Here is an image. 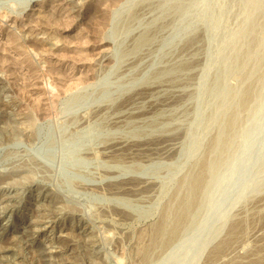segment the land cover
Wrapping results in <instances>:
<instances>
[{
  "label": "rangeland",
  "instance_id": "rangeland-1",
  "mask_svg": "<svg viewBox=\"0 0 264 264\" xmlns=\"http://www.w3.org/2000/svg\"><path fill=\"white\" fill-rule=\"evenodd\" d=\"M64 1L0 0V122L32 116L0 143V264H45L71 224L92 264H264V0Z\"/></svg>",
  "mask_w": 264,
  "mask_h": 264
},
{
  "label": "bare ground",
  "instance_id": "bare-ground-1",
  "mask_svg": "<svg viewBox=\"0 0 264 264\" xmlns=\"http://www.w3.org/2000/svg\"><path fill=\"white\" fill-rule=\"evenodd\" d=\"M66 1V2H65ZM64 2L65 3H69L70 5H72L73 7L74 6H76L77 5V0H65ZM106 2V1H105ZM104 2V3H105ZM68 4V5H69ZM100 8H101V6H100ZM1 14V13H0ZM3 16V15H2ZM4 17V16H3ZM44 17V16H43ZM1 18V17H0ZM47 18V17H46ZM4 21V20H3ZM38 21V20H37ZM30 22V21H29ZM34 22V21H33ZM42 23V22H41ZM28 24H30V23H28ZM24 30V29H23ZM21 31V30H20ZM8 34V33H7ZM11 34V33H10ZM16 36V35H15ZM9 37H10V35H9ZM8 37V38H9ZM13 38H14V36H13ZM22 38V37H21ZM15 39V38H14ZM12 41V40H11ZM15 41H16V39H15ZM18 43V42H17ZM22 43V42H21ZM22 44H24V43H22ZM16 45H18V44H16ZM2 46V45H1ZM44 46V45H43ZM5 50V49H4ZM73 51V50H72ZM74 52V51H73ZM10 68V67H9ZM7 88H5V86L3 87V86H0V101H2V102H0V103H2L3 104V99L2 98H4V95H6V94H8V93H6L7 92ZM149 91H150V89L149 90H145L144 92L145 93H149ZM143 92V91H142ZM6 93V94H5ZM139 93V92H138ZM138 93H136V94H138ZM143 96V95H142ZM132 97V96H131ZM139 97V96H138ZM136 98V97H135ZM2 99V100H1ZM131 99V98H130ZM6 101V100H5ZM133 101V100H132ZM126 102V101H125ZM130 102V101H129ZM1 104V106H3ZM127 104V103H126ZM7 110H5V108H4V112H3V114L1 115V118L2 117H6V121H5V123H3L2 124V122H0V135H4V137H2V136H0V143H5V142H8L7 140H9V139H11V138H13L14 136H16L17 134H19L20 132H21V129H20V127H19V125L21 124V123H23V122H27V121H29V120H31L32 119V116L31 115H26L24 118L22 117H20V118H13V117H10V115L9 116H5V112H6ZM8 113V112H7ZM8 115V114H7ZM233 115V114H232ZM16 117H19V116H16ZM34 117V116H33ZM226 119V118H225ZM227 119H229L228 117H227ZM230 120V119H229ZM228 120V121H229ZM3 122H4V120H2ZM233 121V120H232ZM229 123V122H228ZM233 124V123H232ZM23 131V130H22ZM6 135V136H5ZM160 140V139H159ZM168 140V139H167ZM173 140V139H172ZM153 141V140H152ZM169 141V140H168ZM155 142V141H154ZM217 142V141H216ZM166 143V142H165ZM168 143V142H167ZM172 144V143H171ZM134 146H138L137 144H133ZM166 145H168V144H166ZM173 145V144H172ZM172 145H168V146H172ZM164 146V145H163ZM213 146V145H212ZM123 147H124V143H122V142H114V143H111L110 145H108L107 146V149H105L107 152H112V151H114V150H117L118 149V151H119V149H123ZM131 148H132V145H131ZM134 148V147H133ZM137 148V147H136ZM135 148V149H136ZM134 149V150H135ZM149 149V148H148ZM151 149V148H150ZM165 149V148H164ZM167 149V148H166ZM169 149V148H168ZM210 149V148H209ZM208 150V149H207ZM167 151V150H166ZM206 151V150H205ZM209 151V150H208ZM115 155V154H114ZM119 156V155H118ZM120 160V159H119ZM206 166V165H205ZM200 168V167H199ZM201 170H202V168H200ZM203 172H205V171H203ZM200 174V173H199ZM195 179H194V181L192 182V183H190V184H193L191 187H192V190L190 189V191H191V193H196V196H198L197 195V192L199 191V189H200V187H201V183L202 182H204L203 181V176H202V174H200V175H196L195 174ZM8 180V177L7 178H5L4 180H3V183L2 184H5V183H7V180ZM10 179V178H9ZM130 181H131V179H129ZM187 180V179H186ZM128 181V180H127ZM126 181V182H127ZM129 181V182H130ZM132 181H135L136 182V180H132ZM139 181V180H138ZM138 181H137V183H138ZM128 182V183H129ZM134 182V183H135ZM125 183V182H124ZM127 183V184H128ZM133 183V182H132ZM136 183V184H137ZM141 183V182H140ZM186 183V182H185ZM206 183V182H205ZM204 183V184H205ZM131 186H134V185H131ZM136 186V185H135ZM181 186V185H180ZM186 186H188V185H186ZM189 186V187H190ZM137 187V186H136ZM144 187H146V186H144ZM116 188V187H115ZM187 188V187H186ZM39 189V188H38ZM117 189V188H116ZM138 189V188H137ZM178 190H179V188H178ZM201 190H203V189H201ZM46 191V190H45ZM187 191V190H186ZM180 192V191H179ZM185 192V191H184ZM202 192V191H201ZM181 193V192H180ZM193 193V195H194V197L192 196V194H191V196L193 197V198H195V194ZM199 193V192H198ZM51 194V193H50ZM182 194V193H181ZM177 195V194H176ZM180 195V194H179ZM187 195H189V194H187ZM186 195V196H187ZM178 196V195H177ZM184 196V195H183ZM13 197V196H12ZM172 197H175L174 195L172 196ZM189 197V196H188ZM57 198V197H56ZM187 198V197H186ZM41 199V201L39 202V200H38V202H39V204L41 203V205L40 206H42L41 208H39L40 210H38L37 212H35L36 214H37V216H40L42 213L44 214V215H47L48 217L49 216H58L57 214L61 211V208L59 207V203H57L55 200H53V198L51 197V195H49V193L48 194H46V195H44V197L43 198H40ZM173 199V198H172ZM179 199H181V198H179ZM178 199V200H179ZM188 199V198H187ZM186 199V200H187ZM196 199V198H195ZM19 200V199H18ZM59 200V199H58ZM174 200V199H173ZM197 200V199H196ZM170 201V200H169ZM191 201H192V199H191ZM15 202V201H14ZM182 202V201H181ZM193 202H196V201H193ZM198 202V201H197ZM196 202V203H197ZM17 203V202H16ZM173 203V202H172ZM190 203V202H189ZM188 203V204H189ZM10 204H11V199L10 198H8V197H3V198H0V206H4L3 208H5V209H7L9 206H10ZM29 204V203H28ZM37 204V203H36ZM169 204V203H168ZM167 204V205H168ZM182 204H184V202L182 203ZM187 204V206L189 207V205ZM172 205V204H171ZM194 205H196V204H194ZM39 206V205H38ZM180 206V205H179ZM182 206H185V205H182ZM182 206H180V207H182ZM187 206H185V207H187ZM179 207V208H180ZM188 207H187V210L186 211H184L185 209L182 207L180 210H179V212L177 213V211H176V214H178V218H176L177 219V222H179L180 220H182V219H185L186 218V216H185V218H184V214L183 213H185V212H187V214L189 213V209H188ZM193 207V206H192ZM173 208H175V207H173ZM190 208V207H189ZM42 209V210H41ZM170 209V208H169ZM190 209H192V208H190ZM167 210V209H166ZM173 210V209H172ZM176 210V209H175ZM174 210V211H175ZM70 211V210H69ZM169 211H171V209L169 210ZM168 212V211H167ZM161 213H162V211H161ZM175 213V212H174ZM97 214V213H96ZM165 214V213H164ZM35 215V214H34ZM43 215V216H44ZM185 215H186V213H185ZM0 216H1V214H0ZM167 216L168 215H164L163 217H162V219L160 218V220H159V222L155 225V226H153V229H151V237H152V239H153V243L152 242H150V243H152V244H156L157 243V237L161 234V233H163V232H165V229L164 228H168V226L166 225L167 223H166V219H167ZM46 217V216H45ZM54 217V218H55ZM103 217V216H102ZM169 217V216H168ZM52 218V217H51ZM98 218V217H97ZM172 218V217H171ZM36 219V218H35ZM34 219V220H35ZM38 219V218H37ZM48 219V218H47ZM172 221V220H171ZM56 222V221H55ZM172 222H174V221H172ZM171 222V223H172ZM183 222V221H182ZM182 222L180 223V224H182ZM32 223V222H31ZM30 223V224H31ZM63 223V222H62ZM169 223V222H168ZM242 223V222H241ZM170 224V223H169ZM168 224V225H169ZM178 224V223H177ZM234 224V223H233ZM26 225H28V224H26ZM25 225V226H26ZM46 225H48V224H46ZM72 225V224H71ZM65 226V225H61L59 228H58V233H61V235L62 234H64V235H62V236H60L58 239H57V246L55 247V249H56V251L55 250H53L54 249V247H52V249L51 248H48V247H46L45 245V247L44 246H42V247H37V253H38V255H39V257H40V259H42V262L43 263H45V264H51L52 262H51V260L53 261H55V258H56V260L57 261H59V263L60 264H83L81 261H82V259L83 258H81V257H87V260L89 261L88 263H90V264H92L93 263V261H94V257L96 256L95 255V244L93 243V241H89V242H85L86 244H83L81 247L79 246V245H76V240L74 239V237L77 235H79V234H89V233H87V231H86V227L85 226H81V227H75V226ZM171 225V224H170ZM175 225H176V222L174 223V225H172V228L174 227V229H175ZM43 226H44V224H43ZM167 226V227H166ZM178 226H179V224H178ZM181 226V225H180ZM244 226V225H243ZM33 225L32 226H28V227H26V228H28V230H27V233H25V236H24V241H25V245H28L29 246V248L30 249H33V248H35L36 246H37V242H36V240H35V236L32 234V229H33ZM234 227V226H233ZM239 227H240V225H239ZM6 228V227H5ZM171 228V229H172ZM176 228H177V226H176ZM236 228V227H235ZM38 229V228H37ZM232 229V228H231ZM239 229V228H238ZM241 229V228H240ZM233 230H235V229H233ZM243 230H244V228H243ZM11 231V230H10ZM35 231V230H34ZM36 231H38V230H36ZM90 231V230H89ZM88 231V232H89ZM172 231V230H171ZM175 231V230H174ZM231 231V230H230ZM241 231V230H240ZM91 232V231H90ZM237 232V231H236ZM242 232V231H241ZM93 233V232H92ZM145 233V232H144ZM232 233V232H231ZM91 234V233H90ZM146 234V233H145ZM233 234V233H232ZM230 235V234H229ZM82 236V235H81ZM86 236V235H85ZM89 237H88V239L90 238V235H88ZM94 236V235H93ZM143 236V235H142ZM149 236V235H148ZM174 236V235H173ZM233 236H235V234L233 235ZM37 237V236H36ZM84 237V236H83ZM228 237V236H227ZM76 238V237H75ZM226 238V237H225ZM237 238V237H236ZM235 238V239H236ZM83 239V238H82ZM140 239H142V238H140ZM86 240V239H85ZM91 240V239H90ZM143 240V239H142ZM229 240V239H228ZM234 240V239H233ZM88 241V240H87ZM141 241V240H140ZM150 241V240H149ZM232 241V240H231ZM142 242V241H141ZM144 242H146V241H144ZM167 242H168V240H167ZM170 242V241H169ZM225 242V241H224ZM162 243V242H161ZM227 243V242H226ZM232 243V242H231ZM234 243V242H233ZM232 243V244H233ZM140 244V243H139ZM152 244H151V247H152ZM158 244V243H157ZM169 244V243H168ZM231 244V245H232ZM55 245V244H54ZM150 245V244H149ZM221 245H223V244H221ZM230 245V244H229ZM260 245V244H259ZM39 246V245H38ZM41 246V245H40ZM158 246V245H157ZM164 246V245H163ZM162 246V247H163ZM74 248V249H72V250H75V252H76V256L77 257H79L80 258V262H78V261H71V260H69V258L71 257V256H69L68 258H64V256H67V251H66V249L67 248ZM143 247V246H142ZM155 247V246H154ZM159 247H161L160 245H159ZM218 247V246H217ZM224 247H226V246H224ZM138 248V247H137ZM146 248H147V246H146ZM220 248V247H219ZM218 248V249H219ZM142 249V248H141ZM148 249V248H147ZM155 249V248H154ZM10 250H12V248H10V245L9 246H6L2 251H1V254L2 255H4L3 257L2 256H0V258H4L5 257V255H8L9 254V252H10ZM69 250V249H68ZM72 250H70V251H72ZM150 251H151V249H149ZM148 250V251H149ZM162 250V249H161ZM257 250V249H256ZM256 250H255V252H256ZM139 251V250H138ZM148 251L146 250V249H143V257L142 258H145V256H146V254L148 253ZM156 251H158V250H156ZM216 251V250H215ZM224 251V250H223ZM254 251V250H253ZM152 252V251H151ZM153 252H155V250L153 251ZM137 253V252H136ZM214 253V252H213ZM73 254H75L74 252H73ZM149 254V253H148ZM152 254V253H151ZM220 254V253H219ZM240 254V253H239ZM249 254H252V252L251 253H249ZM260 254V253H259ZM69 255V254H68ZM95 255V256H94ZM137 255H139V254H137ZM211 255V254H210ZM214 255H216V254H214ZM241 255V254H240ZM261 255V254H260ZM73 256V255H72ZM213 256V255H212ZM220 256V255H219ZM242 256V255H241ZM251 256V255H250ZM262 256V255H261ZM63 257V258H62ZM147 257V256H146ZM215 257V256H214ZM221 257V256H220ZM226 257V256H225ZM232 257H234V256H232ZM235 258V257H234ZM254 258V257H253ZM70 259H72V258H70ZM139 259V258H138ZM148 259V258H147ZM149 259H150V257H149ZM210 259H211V257H210ZM218 259V258H217ZM220 260H221V258H219ZM226 259V258H225ZM229 259V258H228ZM231 259V258H230ZM238 259V258H237ZM245 259V258H244ZM251 259V258H250ZM257 259H259V257L257 258ZM261 259V258H260ZM264 259V258H263ZM3 260V259H2ZM246 260V259H245ZM56 261V262H57ZM86 261V260H85ZM84 261V262H85ZM140 261H142L141 259H140ZM214 261H215V259H214ZM219 261V260H218ZM232 261H233V259H232ZM236 261V260H235ZM243 261V260H242ZM210 262V261H209ZM212 262H213V260H212ZM256 262V261H255ZM55 263V262H54ZM148 263V262H147ZM240 263V262H239ZM242 263H244V262H242ZM262 264H263V262H261ZM261 263H259V264H261ZM2 264V263H1ZM143 264V263H142ZM224 264V263H223ZM236 264V263H235ZM238 264V263H237Z\"/></svg>",
  "mask_w": 264,
  "mask_h": 264
}]
</instances>
